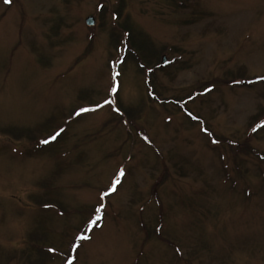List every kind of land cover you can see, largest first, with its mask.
<instances>
[{
    "label": "rangeland",
    "instance_id": "obj_1",
    "mask_svg": "<svg viewBox=\"0 0 264 264\" xmlns=\"http://www.w3.org/2000/svg\"><path fill=\"white\" fill-rule=\"evenodd\" d=\"M262 157L264 0H0V264H264Z\"/></svg>",
    "mask_w": 264,
    "mask_h": 264
},
{
    "label": "trees",
    "instance_id": "obj_2",
    "mask_svg": "<svg viewBox=\"0 0 264 264\" xmlns=\"http://www.w3.org/2000/svg\"><path fill=\"white\" fill-rule=\"evenodd\" d=\"M117 14H121L120 12H118ZM118 15V16H119ZM124 29L129 33V39H130V47H131V49H130V53H129V57L131 58V59H136V60H138V58H139V63H142L143 62V65H141L143 68L145 67V60H144V56H142V54H140L139 52H138V49L137 48H135V44L133 43V38H134V34H133V31L130 29V28H127L126 27V24L124 25ZM135 60V61H136ZM145 64V65H144ZM155 67H157L158 69H161V68H163V67H161L160 66V64H158L157 66H154V68ZM148 71H151V73L148 75V78H149V82H150V84H151V86L154 88V85H153V80H152V76H154L155 75V72L154 71H156V69L154 70L152 67L151 68H148L147 69V72ZM151 87V88H152ZM154 92V98H155V96H158L159 94H157L156 92H155V90L154 91H152L151 90V93H153ZM159 97V96H158ZM120 111H122V109L120 108ZM123 112V114H125V116H126V114H127V118H130V120L131 121H133L132 120V117H131V114H130V112L128 111V112H124V111H122ZM262 159H264V157H262ZM48 205H52V204H48Z\"/></svg>",
    "mask_w": 264,
    "mask_h": 264
},
{
    "label": "snow or ice",
    "instance_id": "obj_3",
    "mask_svg": "<svg viewBox=\"0 0 264 264\" xmlns=\"http://www.w3.org/2000/svg\"><path fill=\"white\" fill-rule=\"evenodd\" d=\"M5 2L6 3H11V0H5ZM117 75H119V73H117ZM106 103H111V101H106ZM84 111H89V109H81V112H84ZM117 111H119V109H117ZM60 135V133L58 132V133H56V134H54L52 137H51V140H55L56 138H57V136H59ZM43 143H45V144H47V143H49V140H44V141H42ZM121 174H123L122 172H121ZM117 183H119V181H117ZM115 189H113V191H114ZM105 195H107V193H105Z\"/></svg>",
    "mask_w": 264,
    "mask_h": 264
},
{
    "label": "water",
    "instance_id": "obj_4",
    "mask_svg": "<svg viewBox=\"0 0 264 264\" xmlns=\"http://www.w3.org/2000/svg\"><path fill=\"white\" fill-rule=\"evenodd\" d=\"M86 23H87V25L89 27H93L95 25V20H94V18L90 17V18L87 19V22ZM166 62H167V58L166 57H163L162 64L164 65Z\"/></svg>",
    "mask_w": 264,
    "mask_h": 264
}]
</instances>
